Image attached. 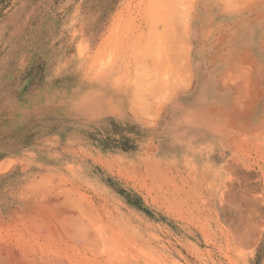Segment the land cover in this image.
<instances>
[{
    "label": "rangeland",
    "instance_id": "1",
    "mask_svg": "<svg viewBox=\"0 0 264 264\" xmlns=\"http://www.w3.org/2000/svg\"><path fill=\"white\" fill-rule=\"evenodd\" d=\"M216 21L224 59L201 61ZM263 70L264 0H0V202L30 196L42 177L76 196L61 177L80 173L97 191L83 198L136 228L138 264H249L234 230L254 211L264 227V110L255 183L229 174L223 188H181L151 135L167 133L169 103L191 86L264 103Z\"/></svg>",
    "mask_w": 264,
    "mask_h": 264
},
{
    "label": "bare ground",
    "instance_id": "2",
    "mask_svg": "<svg viewBox=\"0 0 264 264\" xmlns=\"http://www.w3.org/2000/svg\"><path fill=\"white\" fill-rule=\"evenodd\" d=\"M73 177L70 179L68 176H62L61 181L73 186L76 196H71L65 191V186L61 187L59 183L43 185L51 177L49 179L42 177L38 183L40 186L35 184L29 187L33 190L30 196L25 194L19 199L0 202V264L139 263L140 246L137 231L133 225L127 223L123 211H116L115 207H111L106 201L98 202L83 198L90 190L97 192L96 188L89 185L80 173H74ZM259 188L260 192L264 193V186ZM251 198H246L245 204L254 205L255 210V204L261 199L256 195ZM262 198L264 200V194ZM254 212L250 216H246L248 213H244L245 215L242 213L244 215L242 219L240 217L242 214L240 216L237 214L241 223L235 220L236 218H229L243 226L235 227L234 232L237 230L236 234L240 238L234 240H242L245 244L251 241V245L262 240L263 227L259 224L261 221H255L259 215ZM225 214L222 213V216ZM261 264H264V261Z\"/></svg>",
    "mask_w": 264,
    "mask_h": 264
},
{
    "label": "crops",
    "instance_id": "3",
    "mask_svg": "<svg viewBox=\"0 0 264 264\" xmlns=\"http://www.w3.org/2000/svg\"><path fill=\"white\" fill-rule=\"evenodd\" d=\"M221 23L218 29L216 21L215 41L209 44L213 49L209 48V54L204 58L200 52L201 61H223L224 34ZM196 36L199 39V35ZM252 43L254 46V42ZM214 72L215 77L219 76L217 69ZM201 76L203 75L199 74ZM189 90L185 96L186 101L169 103L167 114L171 118L167 117V133H161L159 128L152 130L151 138L157 143L156 151L159 156L168 159L170 178L173 177L176 183H184V186H180L184 189L223 188L229 174L236 175L237 178L242 174L247 181L255 183L260 170L255 147L258 135L254 131L257 121L260 123L261 120L257 119L256 111L264 110V103L239 102L237 95L240 92L232 86L215 85L209 89L203 85H195ZM251 90L256 94L255 87ZM181 109L182 114L172 112ZM262 236V240L256 244L251 245V241H246L250 245L247 247L244 241L238 244L243 252L249 253V264L254 261L261 248L264 253V227ZM233 247H236L235 243ZM233 251L236 252L234 248Z\"/></svg>",
    "mask_w": 264,
    "mask_h": 264
}]
</instances>
